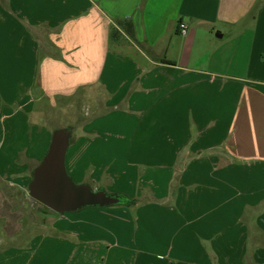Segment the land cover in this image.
<instances>
[{"label": "crops", "instance_id": "0c3cea01", "mask_svg": "<svg viewBox=\"0 0 264 264\" xmlns=\"http://www.w3.org/2000/svg\"><path fill=\"white\" fill-rule=\"evenodd\" d=\"M58 114L69 174L137 202L52 210L0 264L264 263V0H0V212Z\"/></svg>", "mask_w": 264, "mask_h": 264}, {"label": "water", "instance_id": "95a60500", "mask_svg": "<svg viewBox=\"0 0 264 264\" xmlns=\"http://www.w3.org/2000/svg\"><path fill=\"white\" fill-rule=\"evenodd\" d=\"M70 141L69 127H59L53 131L44 158L34 167L28 185L31 197L60 213L77 211L87 206L118 203V195L105 189H95L89 183L75 182L66 167Z\"/></svg>", "mask_w": 264, "mask_h": 264}, {"label": "rangeland", "instance_id": "374dc122", "mask_svg": "<svg viewBox=\"0 0 264 264\" xmlns=\"http://www.w3.org/2000/svg\"><path fill=\"white\" fill-rule=\"evenodd\" d=\"M227 73L238 74L243 71L241 68H226ZM44 108V104L42 105ZM51 131H54L59 127H68L69 122L62 114L53 116L50 118ZM25 159L21 157L20 160ZM40 162V160L31 161L30 173L31 179L33 176L34 167ZM72 176V175H71ZM73 177V176H72ZM76 183H80L76 178L73 177ZM29 184H25L23 187L19 186H5V192L9 197L8 207L6 212H0V248L10 243H24L27 241L35 232L45 231V223L49 213L52 211L44 207L41 203L36 201L29 194ZM92 186V185H91ZM95 188L94 186H92ZM96 189V188H95ZM107 207L87 206L80 210H94ZM78 211L67 212V214H76ZM54 214H59L55 212ZM252 239H262L263 235L258 236L255 231L252 232ZM251 233V234H252ZM250 253V250H249ZM247 264H257L253 262L250 255L247 257ZM264 264V263H260Z\"/></svg>", "mask_w": 264, "mask_h": 264}, {"label": "trees", "instance_id": "16d2710c", "mask_svg": "<svg viewBox=\"0 0 264 264\" xmlns=\"http://www.w3.org/2000/svg\"><path fill=\"white\" fill-rule=\"evenodd\" d=\"M127 26H129L128 29H129L130 33L134 36V31L132 29L133 28L132 23L128 22ZM165 61L172 62L171 60H167V59H165ZM113 194L118 195L120 197V201L118 203L125 204V205H132V204H135L137 202L136 198L130 197L127 194H123V193H113ZM43 206L48 208V209H51L45 205H43Z\"/></svg>", "mask_w": 264, "mask_h": 264}, {"label": "built area", "instance_id": "2783aa9c", "mask_svg": "<svg viewBox=\"0 0 264 264\" xmlns=\"http://www.w3.org/2000/svg\"><path fill=\"white\" fill-rule=\"evenodd\" d=\"M180 30H181V32H186L187 26L185 24L181 23L180 24Z\"/></svg>", "mask_w": 264, "mask_h": 264}]
</instances>
